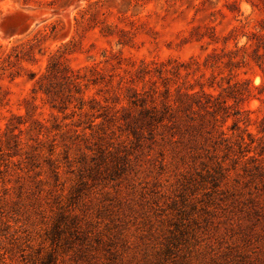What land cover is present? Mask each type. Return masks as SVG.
I'll return each instance as SVG.
<instances>
[{
    "label": "rangeland",
    "instance_id": "obj_1",
    "mask_svg": "<svg viewBox=\"0 0 264 264\" xmlns=\"http://www.w3.org/2000/svg\"><path fill=\"white\" fill-rule=\"evenodd\" d=\"M166 68L215 112L143 126L119 82ZM0 256L264 264V0H0Z\"/></svg>",
    "mask_w": 264,
    "mask_h": 264
},
{
    "label": "trees",
    "instance_id": "obj_2",
    "mask_svg": "<svg viewBox=\"0 0 264 264\" xmlns=\"http://www.w3.org/2000/svg\"><path fill=\"white\" fill-rule=\"evenodd\" d=\"M33 48L30 49H26V48H22L19 45L17 46H12L11 48V52L8 53L6 59L8 62V65L13 64V66L17 65L18 63H21L24 60H29V59H33V52H32ZM29 55L30 58L26 59V56ZM61 56L54 58L48 65L47 68V74L45 75V78L50 77L51 75H55L57 76V74L61 73L62 74V78L66 79H71V77L73 76V71L71 70H67V66L64 64V62L61 60ZM14 58V59H13ZM119 61H122L119 60ZM184 66V65H182ZM186 67V66H184ZM72 72V74H67L68 72ZM157 72L160 73V77L162 80V84L164 86V90L162 91V102H161V108H159V105L157 103V94L160 92V89L157 85L152 86L151 92L150 90H146L144 92H140L138 90V88L136 87V85L134 84L133 79L127 80V81H121L119 82L120 85H122L120 88L122 89V87H126L127 89H129L131 91V95H129V104L131 107L134 108H139V118L142 120L143 122V126L145 127H149L151 128L155 123L153 122H157V123H161L164 124L166 126H168L167 123H165V121H167L168 123H171V126L169 127H177V125L175 124L177 122V120L179 118H181V115H183V113H186V116H189V111H192L194 108V105L196 104L197 106H200L201 108H204L208 113L213 114L215 112V110H210V108H213L214 106H216V103L213 102V104H211L210 101H206V102H200V101H192V99H194L198 93V91H194L191 92L189 89L183 90V88L181 87V83L179 81L180 79V74L181 71L180 69H168L166 68L165 70H156ZM18 70H14L12 71V75L14 73H18ZM140 72L142 74H149L150 70H145L142 69L140 70ZM79 79V77H76V79H71V80H77ZM94 82H96V79L93 78L92 79ZM39 81H37L38 83ZM123 82V83H122ZM130 83V84H129ZM151 83L153 84L154 81L151 80ZM87 85H89L87 83ZM212 86V85H210ZM173 87L175 88L173 90ZM204 88V87H203ZM173 91H176L175 94H173ZM202 93L203 95H205L206 97H210V98H214L215 94L211 91H206L205 89H202ZM175 95V97H173ZM84 96L82 97V101L84 100ZM215 99V98H214ZM93 101V100H92ZM91 101V102H92ZM225 103L227 102L224 101ZM54 107H56L57 105L54 104ZM225 106V105H224ZM84 104L80 107L83 108ZM228 107V106H226ZM90 108H95V105L91 104ZM103 108V112L100 113L96 118L99 117H103L105 120L107 119H111L112 117H109L111 112L107 111L108 108H106L105 106H102ZM130 112H128L129 114ZM112 116H116V112H114V114H112ZM190 119H192L190 117ZM95 120H91V123L89 124L88 128L93 131V129L95 128L96 124L94 123ZM134 132V136L137 138V140L139 141L141 138V134L137 129H133ZM0 264H7L5 263V261L3 260V258L0 256Z\"/></svg>",
    "mask_w": 264,
    "mask_h": 264
}]
</instances>
